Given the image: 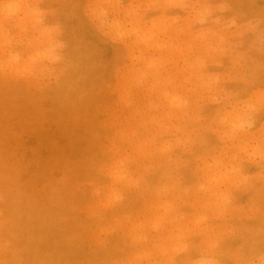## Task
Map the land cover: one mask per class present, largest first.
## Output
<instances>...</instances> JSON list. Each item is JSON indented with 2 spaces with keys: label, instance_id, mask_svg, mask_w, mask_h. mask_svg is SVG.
<instances>
[{
  "label": "clouds",
  "instance_id": "9594fccd",
  "mask_svg": "<svg viewBox=\"0 0 264 264\" xmlns=\"http://www.w3.org/2000/svg\"><path fill=\"white\" fill-rule=\"evenodd\" d=\"M78 12L118 50L92 69L108 73L114 110L91 214L131 195L147 206L125 212L128 251L111 264H264V0H80ZM67 49L49 0H0V73L60 84Z\"/></svg>",
  "mask_w": 264,
  "mask_h": 264
},
{
  "label": "rangeland",
  "instance_id": "374dc122",
  "mask_svg": "<svg viewBox=\"0 0 264 264\" xmlns=\"http://www.w3.org/2000/svg\"><path fill=\"white\" fill-rule=\"evenodd\" d=\"M80 0H49L63 13L69 69L60 84L0 73V264H111L127 253L124 214L147 206L134 195L124 208L101 210L88 181L107 161L111 92L101 90L118 50L78 12ZM87 74V79L80 77ZM88 89L87 95L81 89ZM113 229L107 237L100 228ZM103 241V242H102Z\"/></svg>",
  "mask_w": 264,
  "mask_h": 264
}]
</instances>
